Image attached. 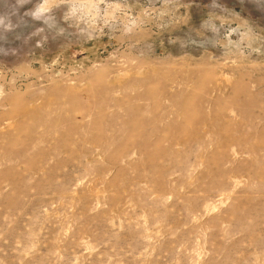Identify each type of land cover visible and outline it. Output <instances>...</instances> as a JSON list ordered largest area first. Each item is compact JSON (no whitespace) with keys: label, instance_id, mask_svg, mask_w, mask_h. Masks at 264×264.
I'll list each match as a JSON object with an SVG mask.
<instances>
[{"label":"rangeland","instance_id":"obj_1","mask_svg":"<svg viewBox=\"0 0 264 264\" xmlns=\"http://www.w3.org/2000/svg\"><path fill=\"white\" fill-rule=\"evenodd\" d=\"M0 264H264V0H0Z\"/></svg>","mask_w":264,"mask_h":264},{"label":"bare ground","instance_id":"obj_2","mask_svg":"<svg viewBox=\"0 0 264 264\" xmlns=\"http://www.w3.org/2000/svg\"><path fill=\"white\" fill-rule=\"evenodd\" d=\"M183 257V256H182ZM185 257V256H184ZM205 262V261H204Z\"/></svg>","mask_w":264,"mask_h":264}]
</instances>
